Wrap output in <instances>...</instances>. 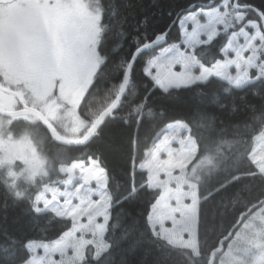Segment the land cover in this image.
Listing matches in <instances>:
<instances>
[{"label":"trees","instance_id":"16d2710c","mask_svg":"<svg viewBox=\"0 0 264 264\" xmlns=\"http://www.w3.org/2000/svg\"><path fill=\"white\" fill-rule=\"evenodd\" d=\"M211 1L217 6L223 0H100L106 26L101 50L108 59L81 105L80 112L91 126L118 96L134 51L168 30L166 45L180 42V17L208 8ZM239 3L264 13V0ZM244 12L247 21L261 22L255 11ZM235 30H222L212 42L198 46L194 53L199 61L211 67L223 60ZM159 49L138 58L121 106L87 145H59L37 123L46 133L53 155L59 148L65 150L54 160L55 169L59 164L94 159L106 171L112 196L105 234L109 247L99 256L90 248L80 264H216L235 232L264 204V174L250 157L256 137L264 130V78L234 87L214 77L206 83L165 91L144 71L147 59ZM175 121L190 126L198 145L188 171L198 177L194 182L201 198L198 255L155 233L150 214L161 191L151 188L147 172L137 168L158 134ZM14 123L25 125L23 121ZM12 180L0 167V264L26 263L31 258L30 242L56 241L75 226L71 219L37 211L35 198L43 179L18 183L16 188Z\"/></svg>","mask_w":264,"mask_h":264},{"label":"rangeland","instance_id":"374dc122","mask_svg":"<svg viewBox=\"0 0 264 264\" xmlns=\"http://www.w3.org/2000/svg\"><path fill=\"white\" fill-rule=\"evenodd\" d=\"M82 10L100 21L96 30L99 35L93 32L89 36L97 45L104 31L100 0H17L0 4V84L20 96L19 99L2 93L5 107L17 110L24 103L37 108L49 115L62 136L74 140L91 126L80 109L85 98L83 86L92 83L89 73L93 59L97 60L96 52L84 56L83 66L77 62L73 71L63 74L56 73L55 65L49 64L46 57H55V35L65 28L60 18L67 11H73L77 17ZM48 16L52 17L51 22L44 24L42 21ZM246 17V12L235 8L234 0L183 14L179 20L181 41L165 45L149 57L145 73L165 91L206 83L214 77L234 87L264 78V29L260 21H247ZM227 29L236 30L223 51V60L211 67L204 66L195 49L212 42ZM173 45L182 54L171 52ZM59 77L63 81L52 80ZM38 121L26 117L25 125L20 127L15 126L13 119L0 115V167L13 179L14 188L18 183L43 179L35 198L37 211L71 219L75 226L56 241L30 242L31 258L24 264H80L90 248L99 256L109 247L105 234L112 196L106 171L94 159L59 164L55 169L54 160L61 158L65 150L59 148L58 154L53 155ZM197 153L190 126L175 121L158 134L137 168L147 172L151 188L161 191L150 214L155 233L198 255L201 198L194 182L197 175H188ZM250 157L258 172L264 174V130L256 137ZM216 264H264V204L235 232Z\"/></svg>","mask_w":264,"mask_h":264},{"label":"water","instance_id":"95a60500","mask_svg":"<svg viewBox=\"0 0 264 264\" xmlns=\"http://www.w3.org/2000/svg\"><path fill=\"white\" fill-rule=\"evenodd\" d=\"M17 0H0V4H10L13 3ZM240 0H234V6L236 9H239L241 11H246L248 9L255 11L256 13H258V15L261 18V24L262 27L264 29V13L259 10L258 8L252 6V5H242L239 3ZM215 4V1H211L210 3L206 4L207 7H213V5ZM192 10L195 9V7H191ZM169 30L166 31V36L159 34L154 40L142 45L141 47H139L133 54L130 64L128 65L126 72H125V77H124V81L121 87V90L118 94V96L116 97V99L114 100V102L107 107L95 120V122L92 124V126L89 128V130L79 139H68L64 136H62L56 129V127L54 126V124L51 122V120L49 119L48 114L43 113L42 111H40L37 108L34 107H30L25 105L24 103V108L23 109H19V110H8L2 99L0 98V114L5 116V117H18V116H22V115H32L35 116L43 125L44 127L47 129L48 133L50 134V136L52 137V139L59 145L62 146H67V147H83L85 145H87L92 138L96 135V133L99 131L100 127L102 126V124L105 122V120L111 116L113 113H115L119 107L121 106L124 96L128 90L129 84H130V80H131V75H132V71L134 69L135 63L138 60V58L149 52V51H153L156 49H159L163 46H165L168 42V36H169ZM160 37V38H158ZM1 91H5L8 93H12L14 95H16L19 99L20 96L18 95L17 92L7 89L6 87H4L3 85L0 84V93Z\"/></svg>","mask_w":264,"mask_h":264},{"label":"flooded vegetation","instance_id":"af4514ba","mask_svg":"<svg viewBox=\"0 0 264 264\" xmlns=\"http://www.w3.org/2000/svg\"><path fill=\"white\" fill-rule=\"evenodd\" d=\"M84 12L85 10H82V12L79 13L77 17H75L73 11L72 12L67 11L66 15L60 18V23H63L65 25V28L63 31H60V33H57L55 35L57 43H58L57 49L55 51V57H54L55 60L53 64L55 65L56 71L55 70L54 71L56 73L61 72L63 74L65 72H68L69 70L73 71L74 65H76L75 63L78 62V65L81 64L82 61L85 59L84 56L86 57V55L90 52H93V53L96 52V44H93L91 42V40L89 39V36L93 32H96V30L99 28L100 21L98 20L96 21L95 16L86 15ZM102 15L103 17L101 19V25L104 28V31L102 32V35L104 38L105 29H106V26L103 22L104 12ZM44 18L45 19L42 21L44 22V24H48L51 22V18H52L51 16L44 17ZM74 26L76 27L74 28ZM101 46H100V50H101ZM99 59L100 58L98 56H97V60L96 58L93 59L92 70L89 73V76H90L89 79L91 80V82H92L93 74L95 73V68L97 64L99 63ZM81 65L83 66V64ZM52 80L63 81L62 78L60 77L54 78ZM7 89L12 90L11 88H7ZM87 89H88V84L83 86L82 93L83 92L85 93ZM2 93L7 94L8 92L1 91L0 96ZM9 94H12V93H9ZM23 107L24 106L21 103L20 107H18L17 110L23 109ZM26 117L36 118L35 116H32V115H22L18 117H9V118L13 119L14 121H24Z\"/></svg>","mask_w":264,"mask_h":264},{"label":"clouds","instance_id":"9594fccd","mask_svg":"<svg viewBox=\"0 0 264 264\" xmlns=\"http://www.w3.org/2000/svg\"><path fill=\"white\" fill-rule=\"evenodd\" d=\"M164 36H166V33L162 34ZM160 38V37H158ZM103 42V35H101V40L99 42H97V45H96V55L100 58L99 59V63L97 64L96 68H95V73L93 74V78H92V83L88 86L89 87V91L92 89V87L95 85L96 83V80L98 79L99 77V74L101 72V70L103 69L105 63L107 62V55L105 54H102L101 50H100V46ZM171 52H173L174 54H182L180 53L179 51V48L176 46V45H173L171 47V49H169ZM47 62L49 64H54V57L52 56H48L47 58ZM87 95V93H86Z\"/></svg>","mask_w":264,"mask_h":264},{"label":"bare ground","instance_id":"6f19581e","mask_svg":"<svg viewBox=\"0 0 264 264\" xmlns=\"http://www.w3.org/2000/svg\"><path fill=\"white\" fill-rule=\"evenodd\" d=\"M131 61V60H130Z\"/></svg>","mask_w":264,"mask_h":264}]
</instances>
